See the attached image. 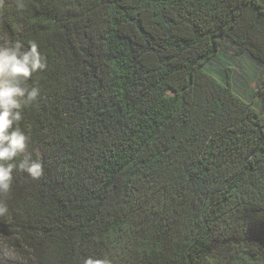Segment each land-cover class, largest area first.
<instances>
[{"label": "trees", "instance_id": "obj_1", "mask_svg": "<svg viewBox=\"0 0 264 264\" xmlns=\"http://www.w3.org/2000/svg\"><path fill=\"white\" fill-rule=\"evenodd\" d=\"M23 4L0 37L46 58L18 157L44 172L0 197V264H264V99L212 64L228 40L264 73V0Z\"/></svg>", "mask_w": 264, "mask_h": 264}, {"label": "clouds", "instance_id": "obj_2", "mask_svg": "<svg viewBox=\"0 0 264 264\" xmlns=\"http://www.w3.org/2000/svg\"><path fill=\"white\" fill-rule=\"evenodd\" d=\"M3 2L0 0V5ZM16 6L23 9V0H16ZM46 68V58L34 41L26 46L20 40L0 37V197L12 190L16 171L26 173L32 180L43 175V163L39 158L18 157L34 143L31 128L22 125L23 110L39 96V90L29 86V80ZM8 212V204L0 198V216ZM85 264L104 262L88 258Z\"/></svg>", "mask_w": 264, "mask_h": 264}, {"label": "rangeland", "instance_id": "obj_3", "mask_svg": "<svg viewBox=\"0 0 264 264\" xmlns=\"http://www.w3.org/2000/svg\"><path fill=\"white\" fill-rule=\"evenodd\" d=\"M220 59L213 60L212 64L220 68L223 73L224 68H230V81L232 86L244 97L257 107L261 106L264 99V83L262 82L264 73L263 66L247 53L235 55L230 41L225 40L221 48ZM3 253L14 259V252L10 247H4Z\"/></svg>", "mask_w": 264, "mask_h": 264}]
</instances>
